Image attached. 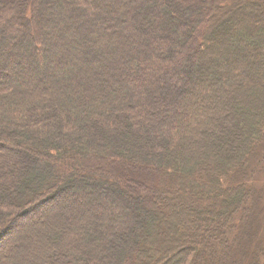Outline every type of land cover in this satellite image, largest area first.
<instances>
[{"label":"trees","instance_id":"1","mask_svg":"<svg viewBox=\"0 0 264 264\" xmlns=\"http://www.w3.org/2000/svg\"><path fill=\"white\" fill-rule=\"evenodd\" d=\"M259 148L264 0H0V264H264Z\"/></svg>","mask_w":264,"mask_h":264},{"label":"rangeland","instance_id":"2","mask_svg":"<svg viewBox=\"0 0 264 264\" xmlns=\"http://www.w3.org/2000/svg\"><path fill=\"white\" fill-rule=\"evenodd\" d=\"M15 48H16L17 51L20 50L18 47H15ZM43 71H44L43 67H38V68H35L32 71H29V73H30V75L32 77H35V76H37V74H39V73H41ZM256 153H257V159L253 160L251 163H252V167L257 169V171L254 174H255V177L258 179L259 185L260 186L261 185L264 186V162H263L264 148H259ZM63 203L64 204L68 203V199H66ZM70 207H71V204L69 205L68 208H70ZM42 213H43L42 215L45 216V217H51L52 214L58 213V212L53 211V207H51L50 209H48V208L44 209L42 211ZM24 231L25 230H23V229L21 230L20 229L18 232H16V234L19 233V236H21L24 233ZM8 242L11 243L12 242V238H10ZM250 243H252V241H250ZM217 244L219 246L216 245L217 249L215 250V253L219 255V254H222L223 251H225V247H224V245L221 242H218ZM233 251H234L235 257L238 258V256H237L238 255V249L234 248ZM255 252L261 253V256H258V259L262 260L263 257H264V249L262 250L261 247H258ZM230 260H232V258H230ZM257 261H255V262H257Z\"/></svg>","mask_w":264,"mask_h":264}]
</instances>
